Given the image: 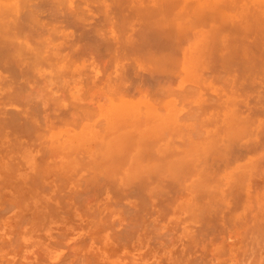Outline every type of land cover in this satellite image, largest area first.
Masks as SVG:
<instances>
[{
  "label": "rangeland",
  "instance_id": "374dc122",
  "mask_svg": "<svg viewBox=\"0 0 264 264\" xmlns=\"http://www.w3.org/2000/svg\"><path fill=\"white\" fill-rule=\"evenodd\" d=\"M39 1L41 58L0 66V264H264V0Z\"/></svg>",
  "mask_w": 264,
  "mask_h": 264
},
{
  "label": "bare ground",
  "instance_id": "6f19581e",
  "mask_svg": "<svg viewBox=\"0 0 264 264\" xmlns=\"http://www.w3.org/2000/svg\"><path fill=\"white\" fill-rule=\"evenodd\" d=\"M35 1V2H34ZM39 1V0H38ZM37 0H0V42L2 41L3 42V44L4 45H6V46H8L10 49H9V51H8V56H5V57H2V58H0V66L4 69V70H11V71H13V73L14 72H18L19 73V75L21 76V74H22V70H21V66H22V63H23V56L24 55H26V54H28V56L34 61V57H36L35 55L36 54H38L37 53V50L38 49H36V48H38L37 47V43L36 42H32V43H34V44H31V46H30V48H28V46H27V49H29L28 51H27V53H26V50L21 46V43H17L16 42V39L18 38V39H20V37L22 36V35H24V33H25V31H26V33H27V30L26 29H28V28H30L31 29V27L29 26V25H31L32 23L33 24H35V22H36V19L34 18L35 17V15H34V13H35V10H34V3H38V4H40V3H42V2H38ZM55 1V0H54ZM62 1V0H61ZM92 1V0H91ZM44 2H48V5L50 6V8H52L54 5L53 4H51V3H53V1L52 0H46V1H44ZM56 2H58V0L56 1ZM71 2H72V0H71ZM179 2V1H178ZM213 2V1H212ZM74 3V2H73ZM78 3V2H77ZM82 3H83V1H82ZM59 4H61V3H59ZM208 4V3H207ZM46 5V4H45ZM56 5V4H55ZM65 5H66V3H65ZM76 5V4H75ZM74 5V6H75ZM40 6V5H39ZM62 6V5H61ZM161 6V5H160ZM38 7V6H37ZM44 7H46V6H44ZM56 7V6H55ZM67 8H68V6H66ZM36 8V7H35ZM46 8H48L49 9V7H46ZM79 7H77V9H78ZM41 9V8H40ZM57 9V8H56ZM63 10H64V8H62ZM33 10H34V12H33ZM37 10V9H36ZM44 10V8H42V11ZM46 10V9H45ZM52 10H53V8H52ZM55 10V9H54ZM53 10V11H54ZM58 10H59V8H58ZM76 10V9H75ZM186 10H187V8H186ZM48 11V10H47ZM85 11V10H84ZM48 12H50V11H48ZM55 12H56V10H55ZM54 12V13H55ZM65 12H66V8H65ZM149 12V11H148ZM185 12V11H184ZM187 12V11H186ZM185 12V13H186ZM57 13L58 14H60V12H58L57 11ZM67 13H68V9H67ZM109 13V12H108ZM184 13V14H185ZM45 14V13H44ZM47 14V13H46ZM49 14H52L53 15V12L51 13H49ZM56 14V13H55ZM58 14H56V16L58 15ZM64 14H66V13H64ZM71 14H73V13H71ZM75 14V13H74ZM208 14V13H207ZM48 15V14H47ZM69 15V14H68ZM136 15H137V13H136ZM135 15V16H136ZM175 15V14H174ZM204 15V14H203ZM55 16V17H56ZM64 16V15H63ZM62 16V17H63ZM139 16V15H138ZM171 16H173V13H172V15ZM191 16V15H190ZM49 17H51V16H49ZM66 17V16H65ZM64 17V18H65ZM175 17V16H174ZM191 17H193V16H191ZM7 18V20H5ZM54 18V17H53ZM58 18H59V15H58ZM61 18V17H60ZM69 18H70V16H69ZM86 18V17H85ZM139 18V17H138ZM194 18H196V17H194ZM56 19V18H55ZM176 19H177V16H176ZM189 19V18H188ZM191 19V18H190ZM69 20V19H68ZM71 20V19H70ZM143 20V19H142ZM170 20V19H169ZM244 20V19H243ZM52 21V20H51ZM55 21V20H54ZM57 21H59V19L57 20ZM80 21V20H79ZM85 21V20H84ZM86 21H87V18H86ZM139 21H140V19H139ZM143 21H145V20H143ZM175 21V20H174ZM41 22V20L39 21V23ZM45 22V21H44ZM76 22V21H75ZM78 22V21H77ZM172 22V21H171ZM55 23V22H54ZM90 23V22H89ZM140 23V22H139ZM42 24H44V23H42ZM56 24V23H55ZM78 24V23H77ZM37 25V24H36ZM39 25V24H38ZM57 25V24H56ZM59 25V24H58ZM61 25H63V22H61ZM91 25V24H90ZM103 25V24H102ZM144 25V24H143ZM35 26V25H34ZM40 26V25H39ZM39 26H37V27H39ZM142 25H140V27H141ZM145 26V25H144ZM169 26V25H168ZM36 27V28H37ZM41 27V26H40ZM43 27V26H42ZM47 27V26H46ZM45 27V28H46ZM72 27V26H71ZM90 27V26H89ZM96 27V26H95ZM139 27V26H138ZM61 28H63L62 26L60 27V29L59 30H61ZM47 29V28H46ZM72 29V28H71ZM144 29V28H143ZM146 29V28H145ZM32 30V29H31ZM63 30H65L64 28H63ZM35 31V30H34ZM71 31V30H70ZM79 31V30H78ZM143 31V30H142ZM31 32V31H30ZM33 32V31H32ZM45 32V31H44ZM99 32V31H98ZM38 33V32H37ZM48 33H49V31H48ZM48 33H46V36H47V34ZM50 33H52V29H51V31H50ZM49 33V34H50ZM54 33V32H53ZM55 33H57V32H55ZM78 33V32H77ZM76 33V34H77ZM42 34V33H41ZM58 34V33H57ZM60 34V33H59ZM88 34H90V33H88ZM143 34V33H142ZM146 34V33H145ZM31 35H32V33H31ZM45 35V34H44ZM61 35H63V34H61ZM65 35V34H64ZM94 35V34H93ZM92 35V36H93ZM52 36H53V34H52ZM140 36V35H139ZM138 36V37H139ZM30 37V36H29ZM37 37V36H36ZM58 37V36H57ZM60 37V36H59ZM65 37V36H64ZM99 37V36H98ZM102 37V36H101ZM145 37V36H144ZM27 38V37H26ZM45 38H47V37H45ZM45 38H43V40H44V42L46 43V41H45ZM51 38V37H50ZM140 38V37H139ZM48 39V38H47ZM46 39V40H47ZM52 39V38H51ZM37 40V39H36ZM40 40H42V38L41 39H39V41ZM34 41V40H33ZM50 41H52V40H50ZM207 41V40H206ZM22 42V41H21ZM42 42V41H41ZM49 42V41H48ZM47 42V43H48ZM59 42V41H58ZM23 43V42H22ZM51 44H52V42H50ZM49 43V44H50ZM95 43V42H94ZM24 44H26V43H24ZM29 44V43H28ZM44 44V43H43ZM49 44H44V45H46L45 46V52L48 50H46V48H48V47H51V44H50V46H49ZM43 45V46H44ZM25 46V45H24ZM212 46V45H211ZM41 47V46H40ZM58 47V46H57ZM96 47V46H95ZM44 48V47H43ZM92 48V47H91ZM96 48H98V47H96ZM209 48V47H208ZM41 49V48H40ZM52 49H54V48H52ZM56 49V48H55ZM121 49V48H120ZM41 52V51H40ZM42 52H43V49H42ZM42 52H41V54H42ZM48 52V51H47ZM51 53H50V55H54L53 53L55 52H52V51H50ZM94 53V52H93ZM38 55H40V53L38 54ZM11 56H13V59H14V61H13V64H11V63H8V59L9 58H11ZM27 57V56H26ZM40 58H41V56H39ZM39 57H36V59H39ZM43 58H44V55H43ZM97 58V57H96ZM31 59L28 61V59L27 60H25V58H24V60H25V62L26 61H28V62H31ZM35 59V60H36ZM52 59V58H51ZM37 61V60H36ZM46 61H49L48 60V58L46 59ZM27 62V63H28ZM31 63H35V62H31ZM50 63H53V62H50ZM49 63V64H50ZM60 63V61H57V62H55L54 63V66H56L55 68H57V69H61V68H63L62 67V65H63V62L61 63V64H59ZM37 64V63H36ZM65 64V63H64ZM165 64V63H164ZM167 64V63H166ZM24 65V64H23ZM31 65V64H30ZM40 65H42V64H40ZM44 65V64H43ZM53 65V64H52ZM66 65V64H65ZM25 66V65H24ZM34 66V65H33ZM50 66V65H49ZM0 67V68H1ZM54 68V67H53ZM45 69V68H44ZM46 69H48L47 67H46ZM25 70V69H24ZM29 70V69H28ZM51 70V69H50ZM54 69H52V71H53ZM9 71H7L8 72V75H11V77L9 76V78H13L14 76H12V74H9ZM49 71V70H48ZM52 71H49L50 73L52 72ZM2 72V71H1ZM47 72V71H46ZM152 72H154V71H152ZM3 73V72H2ZM2 73H0L1 75H2ZM31 73V72H30ZM37 73V72H36ZM35 73V74H36ZM42 73H44V71L42 72ZM165 73H166V71H165ZM16 74V73H15ZM38 74V73H37ZM41 74V73H40ZM48 74V76H50L49 75V73H47ZM198 74V73H197ZM4 75H5V73H4ZM7 75V76H8ZM18 75V76H19ZM26 75V74H25ZM45 75V74H44ZM166 75V74H165ZM6 76V75H5ZM27 76H29V75H27ZM43 76V75H42ZM2 77H4V76H2ZM170 77V76H169ZM5 78V77H4ZM2 79V78H0V81H1V83H2V81H4V80H6V78L5 79ZM8 78V79H9ZM8 79H7V81H6V85H3V87L2 88H0V95L2 96V95H6V97H4L5 99L6 98H8L9 99V96H13V95H10V94H12L11 92H13V94H14V90H12V91H10L9 90V85H10V83H8L7 84V82H12V81H14V80H12V81H8ZM13 79H16V76H15V78H13ZM20 80V79H19ZM18 80V81H19ZM38 80H40V79H38ZM50 80H51V78H50ZM15 83H17L18 84V82H17V79H16V81H14ZM13 82V83H14ZM14 83V84H15ZM167 82H165V84H166ZM5 84V83H4ZM16 84V85H17ZM44 84H45V82H44ZM52 84V83H51ZM164 84V85H165ZM169 84V83H168ZM1 85V84H0ZM16 85L14 86V87H16ZM7 86V89L9 90V93H8V91H7V89L6 88H4V87H6ZM49 86V85H48ZM170 86V85H169ZM163 87V86H162ZM18 88H19V86H18ZM41 88H43V87H41ZM49 88H51L50 86H49ZM165 88H167L166 86H165ZM172 88V87H171ZM42 92L44 91V90H42V89H40ZM50 89H48V91H49ZM15 91H17L18 92V90H15ZM51 91V90H50ZM130 91V90H129ZM45 92V91H44ZM16 93V92H15ZM22 93V92H21ZM9 94V96H7ZM24 94V93H23ZM18 95H19V93H18ZM17 94L15 95V97H19ZM10 97V98H11ZM21 97V96H20ZM180 97V96H179ZM3 98V99H4ZM14 98V97H13ZM12 99V98H11ZM21 100H23L22 98H20ZM1 100L2 99H0V104L2 103V102H5L4 100H2V102H1ZM16 100V99H15ZM18 100H19V98H18ZM178 100V99H177ZM6 102H13L12 100H10L9 99V101L8 100H6ZM5 102V103H6ZM21 102V101H20ZM15 103V102H14ZM22 105V104H21ZM8 106H10V105H8ZM29 106V105H28ZM32 106H34L33 104H32ZM195 106V105H194ZM3 109L5 108V106H1ZM7 107V106H6ZM30 107H31V105H30ZM141 107V105L139 106V108ZM2 108H0L1 110H3ZM29 108V107H28ZM34 108V107H33ZM33 108H31V110L33 109ZM133 108V107H132ZM36 109V108H35ZM1 110H0V112H1ZM38 110V109H37ZM47 110H48V108H47ZM26 112H27V109L25 110ZM24 111V109H22V112L24 113L25 112ZM33 111V110H32ZM189 111V110H188ZM6 110L5 111H2L1 113H3V116H5L6 115ZM25 112V113H26ZM30 112V111H29ZM28 112V113H29ZM42 112V111H41ZM40 112V113H41ZM139 112H143V109L141 110V111H139ZM171 112V111H170ZM5 113V114H4ZM24 113V114H25ZM31 113H33V112H31ZM7 114H9V113H7ZM10 114H12V113H10ZM48 114V113H47ZM149 114V113H148ZM150 115V114H149ZM182 115V114H181ZM181 115L179 116V117H181ZM188 115H189V113H188ZM187 115V116H188ZM0 116H2V115H0ZM11 116V115H10ZM25 116H26V114H25ZM45 116V115H44ZM148 116V115H147ZM183 117H184V120H183V118H181L180 120H182L183 122L184 121H187V120H185V119H187V117L185 118V116L184 115H182ZM194 116H196V114L194 115ZM7 117H8V115H7ZM24 117V116H23ZM27 117H28V114H27ZM29 117H30V115H29ZM60 117H61V115H60ZM140 117V118H139ZM141 117H144V116H139V114H137V112L136 111H129V110H124L123 112H121L120 114H117L116 116H115V121L117 120V121H123V123L124 124H122V125H116L115 124V126H113L115 129H114V132H112L113 134H114V136H113V139H111V143L109 142V145H107V144H105L104 146H103V148H105V151H106V149H107V147L109 146V150H110V145H111V148H113V147H115V148H119V146H118V144L120 145V143L122 144V143H124V142H120L121 140L122 141H126L127 139L126 138H124V137H131L132 135H133V130H135V129H137V127H138V125H140V123L138 122L139 120L141 121L142 119H141ZM11 118V117H10ZM24 118H26V117H24ZM166 118H168V117H166ZM178 118V117H177ZM176 118V119H177ZM192 118V117H191ZM195 118V117H194ZM8 119V118H7ZM6 119V120H7ZM12 119V118H11ZM11 119H9V122L11 121ZM41 119V118H40ZM60 119H62V118H60ZM64 119V118H63ZM139 119V120H138ZM147 119V118H146ZM193 119V118H192ZM238 119V118H237ZM32 119H31V117H30V121H31ZM44 120V119H43ZM166 120V119H165ZM189 120V119H188ZM191 120V119H190ZM194 121H195V119H193ZM198 120V119H197ZM197 120H196V122H197ZM13 121V120H12ZM24 121V120H23ZM14 122V121H13ZM12 122V123H13ZM18 123L19 122H21V121H17ZM17 122L15 123L14 122V124H17ZM27 122H29V121H27ZM63 122V121H62ZM180 122V121H179ZM42 123V122H41ZM167 123V122H166ZM173 123V122H172ZM4 124V120H2V122H1V118H0V125H3ZM21 124V123H20ZM40 124V123H39ZM142 124V123H141ZM114 125V124H113ZM192 125V124H191ZM4 126V125H3ZM28 126V125H27ZM147 126V125H146ZM171 125H169V127H170ZM179 127H177V132H182V128H183V131L186 133V130H184V129H186V127H185V125L183 126V124H180V125H178ZM181 126V127H180ZM183 126V127H182ZM190 126V125H189ZM193 126H194V124L192 125V128H193ZM196 127H197V124L195 125ZM231 126V124L229 125V127ZM18 127V126H17ZM176 127V126H175ZM14 128V127H13ZM19 128V127H18ZM24 128H25V126H24ZM181 128V129H180ZM188 128L190 129V132H191V128L190 127H187V132H188ZM6 129V128H5ZM168 128H167V125L165 124V122H163L162 120H161V115H160V118L158 117V120H157V118H156V120H154V124L151 126V128L148 130V131H146V133H141L140 135H141V138L143 139V137L145 136H148L147 134H150V135H152L153 134V136H156V138L158 137V136H162V134H164V133H166L167 131H170L169 129L167 130ZM176 129V128H175ZM180 129V130H179ZM195 129V128H194ZM116 130V131H115ZM167 130V131H166ZM14 131V130H13ZM21 131V130H20ZM25 131H26V129H25ZM31 131V130H30ZM166 131V132H165ZM198 131H200V130H198ZM18 132V131H17ZM27 132H28V129H27ZM36 132H38V131H36ZM116 132V133H115ZM139 132V131H138ZM197 132V131H196ZM3 133V132H2ZM12 133V132H11ZM168 133V132H167ZM119 135L118 136V139H115V135ZM202 134V133H201ZM5 135V134H4ZM32 135V134H31ZM138 135V134H137ZM174 135H176V134H174ZM190 135V134H189ZM229 135V134H228ZM30 136V135H29ZM165 136H166V134H165ZM173 136V135H172ZM191 137H192V135H190ZM196 136H197V134H196ZM17 137V136H16ZM149 137H152V136H149ZM195 137V136H194ZM36 138V137H35ZM124 138V139H123ZM140 138V139H141ZM154 138V137H153ZM25 139V138H24ZM152 140V139H151ZM156 140V139H155ZM26 141V140H25ZM127 141H129V140H127ZM126 141V142H127ZM136 141V140H135ZM138 141V140H137ZM145 141H147V140H145ZM15 142V141H14ZM34 142V141H33ZM68 142H69V140H68ZM118 142V143H117ZM125 142V143H126ZM139 142H141L140 140H139ZM176 142V141H175ZM178 142V141H177ZM45 143V142H44ZM147 143V142H146ZM21 143H19V145H20ZM25 144V143H24ZM56 144V143H55ZM36 145V144H35ZM123 145V144H122ZM125 145V144H124ZM141 145V144H140ZM121 146V145H120ZM144 146H145V144H144ZM14 147H15V145H14ZM41 146H39V148H40ZM21 148V147H20ZM44 148V147H43ZM128 148V147H127ZM142 148V147H141ZM192 148V147H191ZM14 149V148H13ZM45 149V148H44ZM52 149H54V150H52ZM52 149H50V151L52 150V151H55V148L53 147ZM114 149V148H113ZM39 150V149H38ZM45 151V150H44ZM43 151V152H44ZM51 151V152H52ZM103 151V150H102ZM141 151V150H140ZM193 151V150H192ZM194 153V152H193ZM31 154V153H30ZM48 154V153H47ZM164 154H165V152H164ZM29 155V154H28ZM48 156V155H47ZM174 156V155H173ZM196 156V155H195ZM260 159V158H259ZM181 161V160H180ZM184 161V160H183ZM176 162V161H175ZM68 164V163H67ZM262 164H264V163H262ZM66 165V164H65ZM82 165V164H81ZM263 168V167H262ZM177 172V171H176ZM175 172V173H176ZM173 175V174H172ZM175 175H177V173L175 174ZM110 176V175H109ZM178 176V175H177ZM176 176V177H177ZM62 177V176H61ZM88 177V176H87ZM89 178H91V177H89ZM110 178H111V176H110ZM88 179V178H87ZM97 179V178H96ZM74 180V179H73ZM92 180H93V178H92ZM92 180H91V182H92ZM88 181V180H87ZM89 182V181H88ZM94 183V182H93ZM87 184V183H86ZM95 184V183H94ZM209 184V183H208ZM87 186V185H86ZM164 187H166L165 185H163ZM193 186V185H192ZM196 186H198V185H196ZM196 188V187H195ZM201 188V187H200ZM130 189V188H129ZM207 189V188H206ZM205 189V190H206ZM133 190V189H132ZM203 190V189H202ZM163 191V190H162ZM170 191V190H169ZM211 191V190H210ZM231 191H232V189H231ZM207 193V192H206ZM210 193V192H209ZM161 195V194H160ZM202 196V195H201ZM123 199V198H122ZM92 214V213H91ZM199 214V213H198ZM206 216V215H205ZM202 217V216H201ZM213 218V217H212ZM100 241V240H99Z\"/></svg>",
  "mask_w": 264,
  "mask_h": 264
}]
</instances>
